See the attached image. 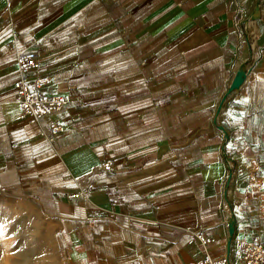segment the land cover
Instances as JSON below:
<instances>
[{
  "label": "crops",
  "instance_id": "0c3cea01",
  "mask_svg": "<svg viewBox=\"0 0 264 264\" xmlns=\"http://www.w3.org/2000/svg\"><path fill=\"white\" fill-rule=\"evenodd\" d=\"M259 1L0 0V224L29 211L61 264L198 262L199 232L238 264L264 241ZM27 52L68 100L35 124L15 90Z\"/></svg>",
  "mask_w": 264,
  "mask_h": 264
},
{
  "label": "built area",
  "instance_id": "2783aa9c",
  "mask_svg": "<svg viewBox=\"0 0 264 264\" xmlns=\"http://www.w3.org/2000/svg\"><path fill=\"white\" fill-rule=\"evenodd\" d=\"M19 78L15 83V90L20 107V117L31 124L52 117L62 111L68 100L66 96L49 94L46 89L52 86L53 80L50 76L39 74L33 77L32 73L39 72L41 68L40 59L36 52L18 54L16 58ZM50 135L48 140L54 142L59 134L63 132V124L59 120H51L49 123ZM112 161L102 162L100 168L104 171H112ZM79 195H70L75 198ZM206 253L202 260L189 264H233L229 256L214 257L209 253L212 239L203 233L195 234ZM240 262L238 264H264V241L256 236L240 248Z\"/></svg>",
  "mask_w": 264,
  "mask_h": 264
},
{
  "label": "rangeland",
  "instance_id": "374dc122",
  "mask_svg": "<svg viewBox=\"0 0 264 264\" xmlns=\"http://www.w3.org/2000/svg\"><path fill=\"white\" fill-rule=\"evenodd\" d=\"M28 213L21 210L20 221L15 220L14 225L12 219L0 224V264H61L55 253L48 255L50 244L40 241L39 230H33Z\"/></svg>",
  "mask_w": 264,
  "mask_h": 264
},
{
  "label": "water",
  "instance_id": "95a60500",
  "mask_svg": "<svg viewBox=\"0 0 264 264\" xmlns=\"http://www.w3.org/2000/svg\"><path fill=\"white\" fill-rule=\"evenodd\" d=\"M261 1H262V0L259 1L258 5H257V8H256V10H255V12H254V14H253L252 17L256 16L257 13H258V11L260 10ZM245 74H246V73H245V70H241V72H240L239 75L237 76V78H236V80H235V82H234V84H233V86H232V88H231L232 90L235 89L236 87H238V85L240 84V82H241L242 79L244 78Z\"/></svg>",
  "mask_w": 264,
  "mask_h": 264
}]
</instances>
